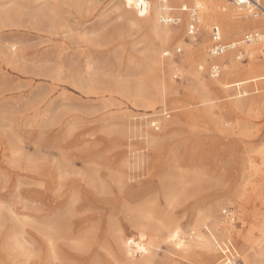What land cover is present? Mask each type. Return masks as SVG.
Returning a JSON list of instances; mask_svg holds the SVG:
<instances>
[{"label":"rangeland","instance_id":"rangeland-1","mask_svg":"<svg viewBox=\"0 0 264 264\" xmlns=\"http://www.w3.org/2000/svg\"><path fill=\"white\" fill-rule=\"evenodd\" d=\"M157 2L0 0V264H220L208 241L264 264V78L219 83L264 68L212 77L216 21L189 35L192 2Z\"/></svg>","mask_w":264,"mask_h":264},{"label":"bare ground","instance_id":"bare-ground-1","mask_svg":"<svg viewBox=\"0 0 264 264\" xmlns=\"http://www.w3.org/2000/svg\"><path fill=\"white\" fill-rule=\"evenodd\" d=\"M157 1H158L157 3H158V10H159L160 18H162L165 22H168L171 20L176 21V18L174 19L168 12V10L173 9V7H170L169 4L164 3L162 0H160V1L157 0ZM176 1L181 3V9H183V6L189 7V1H191L192 2L191 9H195L197 16H198L196 25L197 26H205L206 29H208L210 27V23L212 21H216L217 25L215 27H217L219 31H220V26L222 29H225V30L226 29H228V30L229 29H235V31H239L240 29H242L244 27H248L252 24H256V23H259L261 21H264V16L259 17V18L251 17L247 13L242 11L240 8H238V6H236V8H238L239 10H241L243 12V13L240 12V15H239V13H237L234 10V8L231 5H229L228 0H226V1L225 0H176ZM259 1L261 2L262 0H259ZM197 9H199V11L201 13H199ZM214 16H216V17H214ZM261 24L264 25V23H261ZM156 28H157V31L159 32L160 36L165 41H168L172 38L174 39V38L179 37L181 35V33H175L174 31H172L167 26L166 27H156ZM229 35H233V34H229ZM263 40H264V32L261 33L260 38L258 40H255V41L248 43V44L240 45L235 41L227 42L228 46H229L226 50L227 53H225V55L217 57V60H218L219 64L221 65V70H222L223 74H225L226 77L227 76H235L237 74L245 73V72H256V71L264 68V56L263 55L257 56L259 49L264 54V41ZM262 41H263V43H262ZM202 45L203 44H201L200 47ZM240 50L245 51L249 56L253 57L250 64L246 67L240 65V63L235 60V51L239 52ZM194 53H195V51H189V55H192ZM237 55L240 56L239 54H237ZM261 78H264V73H259V74L251 75L249 77L240 78V79H237V80L232 81V82H225L222 79H219V83H220V85H222V87H224V89H227V88L232 87V86H241L242 84L249 83L251 81H257L258 79H261ZM163 84H165V83H163ZM164 87H165V85H164ZM205 88H207V87L205 86ZM212 110H213V108H212ZM229 213L232 214L233 212L231 211ZM230 219L234 220L232 216H230ZM164 228H165L164 229L165 232H164L163 236L168 241L174 242L175 246L180 248V249H183L184 247L187 246L186 240L184 239L183 231L180 229L179 226H174V227L165 226ZM156 237H157V233L150 234V235H148L147 233H143L141 235L140 239L137 241H134L132 236H130L128 239L125 240V244L128 247L129 251H134L132 253L133 257H135L136 254H138V252L140 253L141 256H143V255H147L149 253V251L151 249V245L156 241ZM132 242H134V244H133L134 246H132V244H131ZM220 244L221 243H218L216 241H208V243H206V248L210 251L218 253V249L220 247L223 254H225V258L220 261V264H234L233 259L227 254V252L224 250V248L221 247ZM55 252H56V250H55ZM148 257H149V255H148ZM242 262H243V264H252L250 262L249 258H242ZM99 264H100V262H99Z\"/></svg>","mask_w":264,"mask_h":264},{"label":"built area","instance_id":"built-area-1","mask_svg":"<svg viewBox=\"0 0 264 264\" xmlns=\"http://www.w3.org/2000/svg\"><path fill=\"white\" fill-rule=\"evenodd\" d=\"M162 1L164 3L167 2V0H162ZM232 1L234 2V4H236V6H238V8H240L242 11L247 13L249 16L257 18L261 16L262 14H264V6L261 4L259 0H232ZM183 10H188V8L186 6H183ZM191 14L194 18L197 17V13L195 9H191ZM171 21L175 22V20H171ZM196 31H197V25H196L195 19H193L192 22L188 25L189 35H195ZM260 35H261V32L259 30H252L250 32H247L240 41H237V43L238 44L251 43L255 40H258L260 38ZM213 37L216 42L212 45L210 49V53L213 56H219L223 54L229 46H228V43H224L221 41L222 37L217 27H213ZM180 51L181 49L178 48L177 52H180ZM240 57H246L244 56L243 51H241ZM209 71L212 77L217 78L220 76V73L222 71L221 65L219 63L214 62L211 64ZM152 124L155 127H158L156 125L157 122H154V123L152 122Z\"/></svg>","mask_w":264,"mask_h":264}]
</instances>
